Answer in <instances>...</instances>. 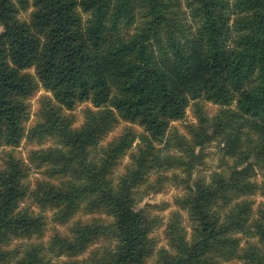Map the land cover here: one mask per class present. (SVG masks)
I'll return each mask as SVG.
<instances>
[{
	"label": "trees",
	"instance_id": "trees-1",
	"mask_svg": "<svg viewBox=\"0 0 264 264\" xmlns=\"http://www.w3.org/2000/svg\"><path fill=\"white\" fill-rule=\"evenodd\" d=\"M35 7L32 22L19 19ZM178 0H0V148L18 145L25 134V96L35 90L37 68L60 104L48 103L43 122L31 135L53 137L58 145L33 152L51 180L31 188L29 167L10 157L0 166V264H51L47 253L69 256L67 264H224L242 260L264 264V201L254 211L250 196H264V0H188L193 25L178 18ZM79 8L90 14L83 23ZM206 99L222 106L213 118L199 108L192 126L189 160L156 152L171 122L186 116L190 104ZM90 100L86 121L74 127L62 107ZM235 103V108L232 104ZM145 129L131 163L115 181L113 172L133 147L131 130L103 144L119 120ZM222 142L235 157L230 170L197 178L178 204L192 232L174 212L166 227L171 249H156L151 233L159 224L138 208L137 188L161 168L193 169L194 147ZM189 172V171H188ZM192 172V170H191ZM32 198L42 209L56 208L67 222L78 212H102L112 221L77 219L71 233L56 232L47 246L30 244L21 258L9 248L15 238L44 234L46 220L24 205ZM101 239L113 247L78 259Z\"/></svg>",
	"mask_w": 264,
	"mask_h": 264
},
{
	"label": "rangeland",
	"instance_id": "rangeland-1",
	"mask_svg": "<svg viewBox=\"0 0 264 264\" xmlns=\"http://www.w3.org/2000/svg\"><path fill=\"white\" fill-rule=\"evenodd\" d=\"M32 1V0H31ZM35 7L31 4L27 9H23L19 12L18 17L20 20L31 23L32 14ZM82 15L83 23L90 18V14L83 11L81 8L78 9ZM178 18L182 24L193 25V20L190 16V8L188 6V0H178L177 5ZM31 76L35 84V90L28 96L24 97L27 109V119L25 120V134L21 139L20 143L15 146H2L0 148V166L4 167L10 157H15L23 161L28 167V174L25 178V183L29 184L31 188H35L36 183L41 180H51L46 170L48 167L39 166L37 161L33 159V152L49 147L57 146L58 140L53 137H46L44 140H40L39 137L33 135L30 136V132L33 127L43 122L44 110L48 103L60 104L56 101L51 90L46 88L37 72L36 67H32L25 70ZM236 104L233 103L232 108H235ZM199 108L205 112L209 118H213L223 108L222 106L215 104L206 99H200L198 102L194 101L190 104L187 109L186 116L181 120L172 121L170 128L167 131L165 139H171V147L168 148L165 142L156 143V152L163 156L171 155L179 158L189 160L191 157L187 154L185 146L180 147L179 143L175 139L176 136L182 137L186 142L191 145L193 142V134L191 131L192 126H196L199 123ZM88 110H98L94 107L90 100L78 102L73 109L62 107V112L65 115H69L73 120L74 127H80L86 121V113ZM131 130L135 135L136 140L133 147L120 159L119 164L116 166L113 172V178L115 181L118 180L126 169V166L131 163V154L135 151L138 145L141 143V136L145 134V129L138 123H132L120 119L115 125L113 130L105 137L102 141L103 144L118 138L125 131ZM195 154L199 156L196 159L194 168L187 170L188 166H179L175 168H161L160 172H152L148 179L137 188V200L138 208H145L150 212L152 216L159 218L160 222L155 227L151 236L155 239L157 251L160 248L171 249L169 241L166 235V227L172 214L178 212L181 214L183 226L187 229V232H192L191 221L189 220L188 213L184 210L177 202V200L188 193V185H193L197 178H204L209 180L211 174L214 171L230 170L231 166L234 165L236 160L225 153L224 145L218 139L211 140L206 143L203 147H194ZM192 170V172H191ZM189 171V172H188ZM257 176L256 180L261 183L264 181L263 171L256 169ZM254 201V211L264 201L262 192L258 191L256 194L250 196ZM24 205L29 207L35 213L41 214L46 220V229L44 234L39 237L34 236L33 238H15L11 241L9 248L18 249L17 256L13 258V261L21 258L24 254L25 248L30 244L41 243L43 246H47L51 237L56 233L68 235L71 233V226L77 219L88 222L93 218L104 219L108 222L112 221L110 216H106L102 212H96L94 214H85L78 212L72 219L67 222H59L55 219L56 208L42 209L32 198L24 200ZM115 245L114 240L109 241L107 239H101L96 243L92 244L84 254L76 257L78 259H84L89 257L90 254L95 250H104L107 247H113ZM48 258H51V264H67L66 262L71 259L69 256H56L46 252ZM157 254L155 253L148 259L147 264H155L157 260ZM224 264H245L242 260H235L224 262Z\"/></svg>",
	"mask_w": 264,
	"mask_h": 264
}]
</instances>
